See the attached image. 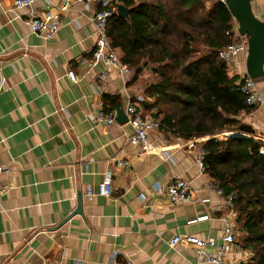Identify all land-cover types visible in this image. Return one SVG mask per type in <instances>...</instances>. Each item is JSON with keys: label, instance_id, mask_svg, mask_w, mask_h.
<instances>
[{"label": "crops", "instance_id": "crops-1", "mask_svg": "<svg viewBox=\"0 0 264 264\" xmlns=\"http://www.w3.org/2000/svg\"><path fill=\"white\" fill-rule=\"evenodd\" d=\"M65 1L71 8L60 14L57 33L47 40L33 34L26 24L30 12L54 14ZM251 7L264 20V0H251ZM100 8L95 0H40L18 10L14 0H0V166L8 170L2 181L10 186L0 199V264H198L192 247H172L170 240L192 235L222 244L230 209L199 168L201 141L175 137L161 126L144 151L130 144L127 123L94 121L99 112L126 114L132 103L149 114L143 103H152L148 82L134 83L133 72L125 81L113 67L80 64L92 59L97 33L91 19ZM246 57L226 66L230 77L247 75ZM255 82L264 96V78ZM239 120L253 134L225 132L212 139L261 135L264 102ZM108 177L111 197L87 195V187ZM175 179L190 183L194 202L172 204L157 191L156 185ZM78 197L82 214H73ZM253 257L236 242L226 261L251 264Z\"/></svg>", "mask_w": 264, "mask_h": 264}, {"label": "trees", "instance_id": "trees-1", "mask_svg": "<svg viewBox=\"0 0 264 264\" xmlns=\"http://www.w3.org/2000/svg\"><path fill=\"white\" fill-rule=\"evenodd\" d=\"M118 5L129 9L127 18L117 15ZM110 7L116 12L108 23V37L132 70V81L146 69L155 75L145 92L152 103H143L144 110H154V118L175 137L211 138L201 143L204 172L225 195H234L236 242L254 254L251 264H264L261 143L243 135L212 139L225 132L253 134L239 120L253 108L246 106L240 80L229 76L219 57L232 42L226 36L232 26L226 5L223 0H117ZM199 42L205 53L194 48Z\"/></svg>", "mask_w": 264, "mask_h": 264}, {"label": "built area", "instance_id": "built-area-1", "mask_svg": "<svg viewBox=\"0 0 264 264\" xmlns=\"http://www.w3.org/2000/svg\"><path fill=\"white\" fill-rule=\"evenodd\" d=\"M38 1L40 0H14V7L18 10L32 8ZM95 1H97V3L101 6V8L94 13L91 19L97 33L96 47L91 60L88 61L86 59H81L79 62L83 66L93 67L98 64H103L106 67H113L126 81L127 77L131 75L132 70L121 62L116 49L112 46L108 37V23L113 13L116 12V8H111L108 0ZM70 8L71 3L69 1H65L59 7V11L54 14L47 11L39 15L32 10L28 15L26 24L36 36L45 40L50 39L60 28V14L67 13ZM226 36L230 37L232 42L219 52V57L225 65L230 68L241 54L247 53L248 39L246 36H242L239 33L237 23L226 32ZM67 75L71 81L76 82L77 77L73 70H69ZM101 78L106 79V74L103 73ZM238 90L244 96L247 107L256 108L263 104L264 96L258 90L256 82L247 75L240 79V82L238 83ZM126 115L128 118L127 124L132 129V135L129 138L130 144L139 146L142 150L147 151L150 149L149 135L152 131L159 130L161 128L160 121L154 118L153 113L145 114L142 112V110L138 108L135 103L129 104L126 107ZM93 119L96 122L113 125L116 123V114L99 112L93 117ZM254 139L261 143L258 154L264 155V131L261 135L254 137ZM197 162L201 171H204L202 155L199 157ZM118 164L121 166H128L126 161H119ZM6 172H8V170L0 166V199L10 189V186L2 181V176ZM210 186H214L213 182ZM156 188L158 192L165 194L172 204L194 202L196 199L195 192L192 190L190 183L183 179H175L164 188L156 185ZM113 191V183L110 177L106 178L96 188L90 186L86 189L88 196H100L107 198L113 195ZM216 192L218 195L226 198V202L230 209L227 217L224 219V233L221 237L222 244L217 245V240L214 238L202 239L192 235L174 237L169 242L172 247L179 243L192 247L199 255L200 259L198 264H228L226 256L231 251V248L236 245V212L232 205L234 195H225L224 192L218 188L216 189ZM208 249L215 250L211 252L208 251Z\"/></svg>", "mask_w": 264, "mask_h": 264}, {"label": "water", "instance_id": "water-1", "mask_svg": "<svg viewBox=\"0 0 264 264\" xmlns=\"http://www.w3.org/2000/svg\"><path fill=\"white\" fill-rule=\"evenodd\" d=\"M223 3L236 21L239 33L248 37L247 76L254 81L264 78V20L258 19L253 14L251 0H223ZM117 15L121 18H127L129 9L123 5H118ZM127 121L125 110H120L116 122L123 124ZM214 140L219 139L215 137ZM73 214H82L80 197H78V208Z\"/></svg>", "mask_w": 264, "mask_h": 264}, {"label": "rangeland", "instance_id": "rangeland-1", "mask_svg": "<svg viewBox=\"0 0 264 264\" xmlns=\"http://www.w3.org/2000/svg\"><path fill=\"white\" fill-rule=\"evenodd\" d=\"M205 5H206V7H210L211 6V3L210 2L209 3L206 2ZM171 37L173 38L174 41H175V39H177V38H175L174 34L171 35ZM177 46L179 47V44ZM194 48H196V50H199V53L200 54L205 53V48L203 47V45L201 44V42H199L197 44H194ZM139 79H142V80H140L138 83H140V82L143 83L144 82L145 84H147V82L148 83H151L153 81V79H155V75L153 74V72H151V70L146 69L140 75ZM143 79H145V81ZM198 140L201 141V142H204L205 141V139H198Z\"/></svg>", "mask_w": 264, "mask_h": 264}]
</instances>
